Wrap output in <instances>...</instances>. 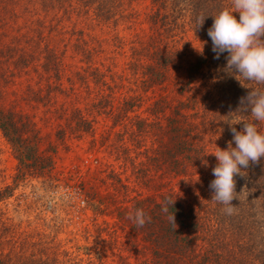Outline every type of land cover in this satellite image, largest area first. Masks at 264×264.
Returning a JSON list of instances; mask_svg holds the SVG:
<instances>
[{"label":"trees","instance_id":"obj_1","mask_svg":"<svg viewBox=\"0 0 264 264\" xmlns=\"http://www.w3.org/2000/svg\"><path fill=\"white\" fill-rule=\"evenodd\" d=\"M135 1L0 0L1 80L15 85L16 78L27 77L21 99L34 108L41 104L43 121H66L57 131L62 142L67 129L78 138L95 134V118L78 106L83 91L95 92L90 113L123 128L116 160H124L120 167L135 184L112 169L115 191L127 198L114 211L112 229L102 227L93 246H79L78 253L0 250V264H264V157L234 176L232 214L212 199L210 188L218 164L212 153L226 150L229 141L236 146L229 123L253 121L241 98L264 90V84L225 69L227 52L216 59L212 51L213 16L232 0H149L140 32ZM115 76L119 82L113 78L112 86L108 78ZM126 81L124 96L118 92ZM257 123L264 131V123ZM235 127L241 131L243 124ZM0 130L18 161L16 184L53 174L57 149L50 144L42 150L43 131L32 115L0 105ZM88 182L78 195L92 207L98 202L102 211L103 200ZM138 188L155 193L145 196ZM166 204L168 212L162 211ZM136 209L151 217L143 227L129 219ZM106 245L112 262L101 253Z\"/></svg>","mask_w":264,"mask_h":264},{"label":"rangeland","instance_id":"obj_2","mask_svg":"<svg viewBox=\"0 0 264 264\" xmlns=\"http://www.w3.org/2000/svg\"><path fill=\"white\" fill-rule=\"evenodd\" d=\"M135 6L140 14V23L136 30L140 32L145 28L144 19L149 10V0H136ZM121 34L129 36L134 32L121 31ZM122 65L123 60H118V68L114 70L119 72ZM113 78L119 82L116 76L112 77V80L108 78L112 86ZM16 80L15 85H7L0 78V105L8 108L15 106L32 115L43 131L42 150H48L49 145L53 144L57 154L54 155L55 170L51 176L39 178L30 176L16 184L14 178L18 161L0 130V250L5 254L15 251L20 255L25 250L29 255L57 247L60 250L70 249L78 253L79 246L94 245L98 231L102 227L112 229L115 222L114 211L118 204L121 205L127 198L115 191L110 177L112 169L123 172L125 182L131 187L135 185L130 179L131 172H125V168L120 167L124 166V160H116L119 151L117 133L120 130L122 132L123 128H115L113 120L104 114L99 115L95 110L91 114L89 107L96 101V93L89 94L83 91L78 106L84 110L86 117L91 120L95 118L93 123L95 134L93 136L82 133V137L78 138L67 129L68 137L62 142L57 137V131L59 125L65 126L66 121L55 119L54 116L50 121H43L45 115L44 109L40 108L42 105L34 108L35 103L28 104L21 99L27 88V77ZM125 86L126 88L118 92L124 96L128 95L127 81ZM109 94L107 92V95ZM65 101L68 100H61ZM85 180L90 181L88 183L92 184L93 190L103 200L100 209L102 211L96 210L98 202L92 207L85 198L79 197L81 184ZM138 190L145 196L155 193L154 190L142 188ZM101 253L104 259L112 262V249L109 246L106 245ZM83 257L87 259V256Z\"/></svg>","mask_w":264,"mask_h":264},{"label":"clouds","instance_id":"obj_3","mask_svg":"<svg viewBox=\"0 0 264 264\" xmlns=\"http://www.w3.org/2000/svg\"><path fill=\"white\" fill-rule=\"evenodd\" d=\"M234 13L239 14V19ZM213 17L208 36L215 58L219 59L222 53L227 52L225 69L238 73L246 80L264 84V0H232L230 7L223 8ZM205 18L199 19L198 28L203 26ZM240 104L246 112L250 109L253 121L236 119L229 123L236 146L233 147L232 141H229L226 150L218 148L212 153L218 160L212 170L215 176L210 183V188L214 190L212 199L226 205L227 214H232L235 209L231 203L236 198L234 176L242 175V168H247L250 162L258 163L264 157V131L257 123H264V90L251 89L246 97L241 98ZM241 123L242 130L237 131L235 125ZM168 203L173 208L175 200ZM168 210L166 204L162 211ZM129 219L136 226L143 227L151 217H146L143 209H136ZM170 221L176 225L174 213L170 215Z\"/></svg>","mask_w":264,"mask_h":264}]
</instances>
